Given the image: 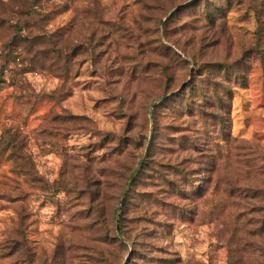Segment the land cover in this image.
Returning <instances> with one entry per match:
<instances>
[{
	"label": "rangeland",
	"instance_id": "1",
	"mask_svg": "<svg viewBox=\"0 0 264 264\" xmlns=\"http://www.w3.org/2000/svg\"><path fill=\"white\" fill-rule=\"evenodd\" d=\"M0 264H264V0H0Z\"/></svg>",
	"mask_w": 264,
	"mask_h": 264
}]
</instances>
